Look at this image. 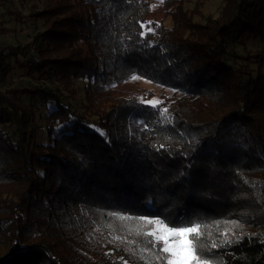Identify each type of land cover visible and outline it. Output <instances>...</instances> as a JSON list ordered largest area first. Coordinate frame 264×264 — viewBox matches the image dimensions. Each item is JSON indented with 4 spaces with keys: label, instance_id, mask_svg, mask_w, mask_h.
I'll return each instance as SVG.
<instances>
[{
    "label": "trees",
    "instance_id": "16d2710c",
    "mask_svg": "<svg viewBox=\"0 0 264 264\" xmlns=\"http://www.w3.org/2000/svg\"><path fill=\"white\" fill-rule=\"evenodd\" d=\"M6 1L0 264H157L110 212L196 220L218 243L227 230L206 255L264 264V0L204 19L187 0ZM5 14L33 27L27 43ZM248 38L262 47L241 56ZM133 75L167 90L156 108L109 95Z\"/></svg>",
    "mask_w": 264,
    "mask_h": 264
},
{
    "label": "snow or ice",
    "instance_id": "6c2138e0",
    "mask_svg": "<svg viewBox=\"0 0 264 264\" xmlns=\"http://www.w3.org/2000/svg\"><path fill=\"white\" fill-rule=\"evenodd\" d=\"M141 27H144V25L142 24ZM141 35H144V33H141ZM131 79L137 80L141 77L133 75ZM140 102L147 103L153 108L161 103V101L155 99L145 101L143 98ZM166 113V108L160 110V116L165 120L168 119ZM101 135H104V133H101ZM108 215L120 221H135L137 223L136 234L144 236L146 243L151 245L150 249L141 248V253L148 252L157 264H221L217 257L206 255V252L209 249L218 248L222 244L232 242L226 230L221 233L224 240L218 243L215 239H212V233L208 231V225L196 220L173 223L167 218L133 217L121 215L117 212H110ZM232 226L239 227L240 225L233 221ZM205 236H207V240L204 239ZM120 239L119 236H113L110 242L119 241ZM126 251L132 250L126 249ZM139 258L143 260L144 256L141 254Z\"/></svg>",
    "mask_w": 264,
    "mask_h": 264
},
{
    "label": "rangeland",
    "instance_id": "374dc122",
    "mask_svg": "<svg viewBox=\"0 0 264 264\" xmlns=\"http://www.w3.org/2000/svg\"><path fill=\"white\" fill-rule=\"evenodd\" d=\"M222 5H223V0H187L186 2H183L184 9H186L187 12L189 13H196L198 19H204L207 16L216 17ZM5 7H8L10 10H13V11L14 9L17 11L21 9L23 13L25 14L28 12V9H29L28 5L21 6V4L18 3L17 0L6 1ZM13 18L14 17L5 14L4 16V20L6 22L5 25L8 29L11 30V33L17 34V37L20 43L23 45L27 43V41L32 37L33 27L32 28L28 27L25 30L24 29L21 30L22 25L14 21ZM238 47H237L238 54L243 56L245 55V53H243L244 48H246V50H249L255 53V51H258L259 49H261L262 43L258 42L257 40L253 38H248L244 40L242 44H239ZM18 75H21V74L18 73ZM161 91H167V90H163L161 87H159L152 81H149L143 78L132 80L130 77L129 79L123 81L121 84L112 86V88L110 89L109 95L111 97H114V96L131 97L130 95H133L137 97L139 100L143 98L145 101L153 100V99L160 101L161 99H160L159 94L161 93Z\"/></svg>",
    "mask_w": 264,
    "mask_h": 264
}]
</instances>
